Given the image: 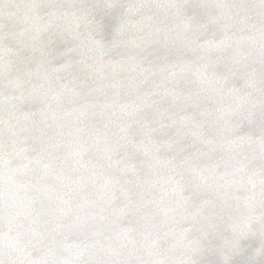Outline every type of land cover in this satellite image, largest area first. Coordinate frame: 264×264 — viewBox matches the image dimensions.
Listing matches in <instances>:
<instances>
[{"label": "water", "instance_id": "95a60500", "mask_svg": "<svg viewBox=\"0 0 264 264\" xmlns=\"http://www.w3.org/2000/svg\"><path fill=\"white\" fill-rule=\"evenodd\" d=\"M0 264H264V0H0Z\"/></svg>", "mask_w": 264, "mask_h": 264}]
</instances>
